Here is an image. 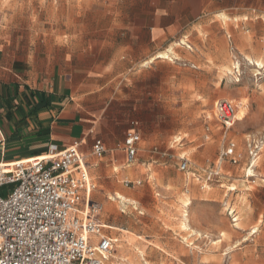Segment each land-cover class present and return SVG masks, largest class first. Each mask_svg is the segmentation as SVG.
Here are the masks:
<instances>
[{"label":"rangeland","instance_id":"374dc122","mask_svg":"<svg viewBox=\"0 0 264 264\" xmlns=\"http://www.w3.org/2000/svg\"><path fill=\"white\" fill-rule=\"evenodd\" d=\"M127 2L0 0V51L28 60L33 73L101 89L103 118L136 128L141 140L168 138L156 151L140 142L133 164L141 176L117 183L134 204L114 199L115 178L90 179L91 199L116 214L105 221L128 232L117 234L113 264H264V68L246 60L264 65V13L210 18L160 48L166 59L150 61L105 30L137 22ZM220 100L243 102V120L226 129L215 113ZM253 141L263 142L257 159ZM229 143L235 164L221 158ZM181 156L191 171L219 167L220 176L192 179L178 169Z\"/></svg>","mask_w":264,"mask_h":264},{"label":"crops","instance_id":"0c3cea01","mask_svg":"<svg viewBox=\"0 0 264 264\" xmlns=\"http://www.w3.org/2000/svg\"><path fill=\"white\" fill-rule=\"evenodd\" d=\"M125 1H128L127 8L136 16L137 22L118 23L105 30L117 39L128 37L133 44L140 46L144 55L150 56V61L161 60L157 56L165 54L167 49L159 51L160 48L177 37L205 26L210 18L264 13V0ZM211 24H215V20ZM122 31L128 33L123 34ZM107 46L111 47L112 44L107 43ZM29 66L28 60L12 59L6 51H0V142H3V146H0V162L45 156L53 146L57 152H61L78 144L89 178L93 181L100 176L115 178L113 181L116 184L110 181L108 190H119L117 194L127 198L117 183H130L126 179L140 177L141 171L139 166L127 163L124 136L126 132L136 131L139 134V131L125 126L121 128L113 120L103 118L101 89L95 88L93 84L67 85L62 73L58 76L48 71L45 75L42 71L33 73L34 70H30ZM167 139L140 138L136 145L135 160L141 150L140 142L156 151ZM95 140L102 141L106 148V153L99 160L91 155ZM181 141V138H177L173 143L180 144ZM189 171L190 168L184 174H190L195 180L203 174V171ZM91 202L96 203L92 199ZM104 208L100 216L105 226L104 234L117 239L120 233L113 230L111 226L114 225L105 221L109 215Z\"/></svg>","mask_w":264,"mask_h":264},{"label":"built area","instance_id":"2783aa9c","mask_svg":"<svg viewBox=\"0 0 264 264\" xmlns=\"http://www.w3.org/2000/svg\"><path fill=\"white\" fill-rule=\"evenodd\" d=\"M214 108L218 121L229 129L236 107L220 100ZM139 141L136 131L125 135L128 164L135 162ZM262 145L249 144L254 159ZM234 148L229 143L221 158L230 157L235 164ZM105 153L102 141L95 140L92 157L99 160ZM178 169L188 172V160L180 158ZM218 176L216 167L196 179L209 182ZM5 186L13 188L2 197ZM93 189L78 144L61 152L53 146L45 156L0 167V264H113L116 241L104 234L102 207L90 199Z\"/></svg>","mask_w":264,"mask_h":264},{"label":"bare ground","instance_id":"6f19581e","mask_svg":"<svg viewBox=\"0 0 264 264\" xmlns=\"http://www.w3.org/2000/svg\"><path fill=\"white\" fill-rule=\"evenodd\" d=\"M220 17H222V16H220ZM180 43V42H179ZM182 43V42H181ZM180 43V44H181ZM158 58H167V55H165V54H159L158 56H157ZM250 64H252L257 70H260V69H263L264 68V65H263V63L261 62V61H259V60H253V59H251V58H249V57H247V59H246ZM232 103H234L233 105L236 107V110H237V114L235 115L234 114V117H233V120H232V123H231V125H230V127L232 126V124L234 123V121H242L243 120V118L245 117V104L243 103V102H235V101H232ZM229 127V128H230ZM176 142V141H175ZM27 160V159H26ZM12 163H14V162H9V163H2V162H0V167H7V166H9V165H11ZM253 167H255V162H253V164H252V166L250 167V169L247 171V174H248V176L247 177H249V176H254V171L252 170L253 169ZM89 181H90V178H89ZM90 196H91V192H90ZM114 199H117V200H119V201H121V202H125V203H129V202H131V203H135L132 199H128V198H126V197H124V196H122V195H119V194H117L116 195V197L114 198ZM182 200H184V199H182ZM184 203V206H187L188 205V203H189V200H185V201H183ZM105 210V213H107L108 215H109V217H111V216H116V214H115V212H114V210L111 208V207H109V206H106L105 208H104ZM107 216V215H106ZM183 220H184V222L182 223V228L184 229V230H188L189 229V227H188V225L186 224V218H187V215H186V212H184L183 213ZM112 228H113V230H115L116 232H120V233H125V234H127L128 232L127 231H125V230H122V229H120L119 227H115V226H111ZM114 232V231H113ZM114 239H116V238H114ZM116 242L118 243V242H120V240L119 239H116ZM118 248H119V245H118ZM115 260H117L116 258H115Z\"/></svg>","mask_w":264,"mask_h":264}]
</instances>
